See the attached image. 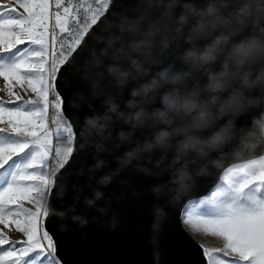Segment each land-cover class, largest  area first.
Returning <instances> with one entry per match:
<instances>
[{"label": "clouds", "instance_id": "9594fccd", "mask_svg": "<svg viewBox=\"0 0 264 264\" xmlns=\"http://www.w3.org/2000/svg\"><path fill=\"white\" fill-rule=\"evenodd\" d=\"M133 7L137 14L120 18L115 31L97 34L95 44L103 47L90 48L81 78L93 88L105 74L118 86L126 85L133 73V79L149 78L131 90L127 107L134 111L126 114L108 102L104 114L83 118L81 139L97 153L89 171L108 163L100 154L110 152L105 141L111 113L133 130L148 122L156 129L150 139L131 144L115 160L116 172L128 167L146 176L166 172L167 181L148 188L157 200L175 204L226 157L243 176L264 173V0H206L200 7L191 0H137ZM177 7L180 12L174 14ZM181 35L189 45L177 57L182 67L175 61L164 65ZM152 66L156 71L150 74ZM156 96L159 106L149 111L145 105L155 103ZM242 117L246 122H240ZM131 135V130H120L117 139L123 145ZM116 172L102 173L96 184L107 186ZM102 196L93 189V198L85 203L91 206ZM150 212L152 228L159 231L165 210L154 201ZM73 219L85 223L79 215Z\"/></svg>", "mask_w": 264, "mask_h": 264}, {"label": "water", "instance_id": "95a60500", "mask_svg": "<svg viewBox=\"0 0 264 264\" xmlns=\"http://www.w3.org/2000/svg\"><path fill=\"white\" fill-rule=\"evenodd\" d=\"M191 2L200 7L206 0ZM136 3L137 0H109L57 68L63 66L57 87L63 114L72 127L73 144L69 157L56 170L66 163L56 177L49 200L50 215L44 221V227L54 237L61 264H206V258L202 254L203 245L182 223V209L188 200L202 197L220 182L222 173L233 165L230 157L225 158L221 167L211 168V175L199 178L196 185L175 204H169L165 199L157 200L148 188L167 181L166 172L160 176H146L132 167L116 172L115 160L131 144L150 139L156 129L148 122L133 130L123 119H117L114 114L109 113L113 116V122L109 125L110 138L105 144L110 152L100 154L108 163L99 171H89V165L94 163L93 157L97 153L93 147L85 148L81 139L83 118L86 115L104 114L107 112L108 102L116 103L118 111L126 114L134 111L127 107L131 90L139 87L149 77L133 79L136 75L133 73L126 85L118 86L105 74L100 86L93 88L90 81L81 76L86 60L91 59L90 48L95 47L98 51L103 47L95 44L97 34L107 35L115 31L113 25L120 18L136 15L137 11L133 7ZM179 12L180 8L177 7L174 14ZM156 15H159V10ZM188 46L182 35L177 36L163 64L175 61L177 68L182 67L177 57ZM155 71L156 66H152L150 74ZM203 79L200 77L201 83ZM145 106L149 111L159 106V97L156 96L155 103L149 102ZM246 120V117H242L240 122L244 123ZM120 130L132 131L130 143H119L117 136ZM109 171L116 172L111 182L105 187L98 186L96 177ZM93 189L102 191L103 196L89 206L85 203V198H93ZM154 201L166 213L159 231L152 228L153 215L150 207ZM70 206L74 211H69ZM74 215H79L85 223L74 220Z\"/></svg>", "mask_w": 264, "mask_h": 264}, {"label": "snow or ice", "instance_id": "6c2138e0", "mask_svg": "<svg viewBox=\"0 0 264 264\" xmlns=\"http://www.w3.org/2000/svg\"><path fill=\"white\" fill-rule=\"evenodd\" d=\"M55 8L50 11L49 0H0V92L8 97L0 98V177H6L0 183V264H61L44 221L56 177L66 163L54 170L58 149L53 140L60 138V130L53 134L46 118L50 103L63 115L61 103L59 113L55 103L57 97L61 101L57 82L63 66L57 69L55 59L78 9L72 0L67 6L65 0H55ZM249 186L264 190V173L243 179L235 190ZM206 199L188 200L182 209V219L195 231L224 241L222 248L202 247L206 264H264V197L254 194L246 206L229 204L214 218L196 210ZM11 231L22 238L13 239Z\"/></svg>", "mask_w": 264, "mask_h": 264}, {"label": "rangeland", "instance_id": "374dc122", "mask_svg": "<svg viewBox=\"0 0 264 264\" xmlns=\"http://www.w3.org/2000/svg\"><path fill=\"white\" fill-rule=\"evenodd\" d=\"M49 3H50V11L55 12L57 10L55 8V0H49ZM60 11L62 10L60 9ZM54 23L55 20L53 18L52 20H50V24H54ZM3 86H4V81L2 78H0V88H2ZM14 90L20 94H23L20 88H15ZM0 98H3L4 100L8 99L6 93L4 92H0ZM27 98L28 96L25 95V99ZM248 177L249 176H243L237 171H235L234 164L228 167L223 172L220 182L214 188H212L207 194L203 195L202 197H199V198L207 197V199L199 204V207L196 209L197 212L204 216L214 218L221 215L225 207L229 204L236 203L239 205L246 206L250 203V197L252 195L255 194L257 196L264 197V190L256 192L251 186L247 187L246 189L240 192H237L235 190L236 185L240 181ZM5 179L6 177H0V183H3ZM25 206L29 208H33V210H35L32 204L26 203ZM181 220L185 228L203 245V247L210 249L223 247L224 241L222 238L212 236L211 234H207L203 231H195L191 227V225L184 222L182 216H181ZM9 234L13 239L22 238V234L17 233L15 231H11Z\"/></svg>", "mask_w": 264, "mask_h": 264}, {"label": "built area", "instance_id": "2783aa9c", "mask_svg": "<svg viewBox=\"0 0 264 264\" xmlns=\"http://www.w3.org/2000/svg\"><path fill=\"white\" fill-rule=\"evenodd\" d=\"M67 2L68 0H65V6H67ZM72 2L77 7L78 14H73L72 20L64 29L65 35L62 38V43L58 46V55L55 59L56 68H58L72 49L77 45L81 35L104 10L109 0H72ZM49 99L51 102H54L55 96L51 95ZM55 103L57 113H59L61 103L59 97L56 98ZM47 116L48 124L52 129L53 134L55 133L56 128L60 130V138L56 141L54 136L53 140L54 145L56 144V148L58 149L57 159L53 165L54 170H57L58 167L69 157L73 144V132L68 120H62V115L55 113V111L51 108V103L49 105ZM52 120L55 121L54 125L52 124Z\"/></svg>", "mask_w": 264, "mask_h": 264}, {"label": "bare ground", "instance_id": "6f19581e", "mask_svg": "<svg viewBox=\"0 0 264 264\" xmlns=\"http://www.w3.org/2000/svg\"><path fill=\"white\" fill-rule=\"evenodd\" d=\"M46 120H47V123H48V116H47ZM62 120H67V118L64 116V114L62 115Z\"/></svg>", "mask_w": 264, "mask_h": 264}]
</instances>
